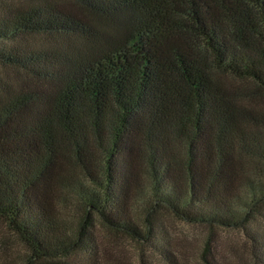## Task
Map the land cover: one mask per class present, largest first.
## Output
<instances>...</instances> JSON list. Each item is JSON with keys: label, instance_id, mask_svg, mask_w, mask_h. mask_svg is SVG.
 <instances>
[{"label": "trees", "instance_id": "16d2710c", "mask_svg": "<svg viewBox=\"0 0 264 264\" xmlns=\"http://www.w3.org/2000/svg\"><path fill=\"white\" fill-rule=\"evenodd\" d=\"M0 68L25 77L0 73V221L24 264H99L96 219L163 244L162 210L243 228L264 264V111L213 76L264 94V0H0Z\"/></svg>", "mask_w": 264, "mask_h": 264}, {"label": "rangeland", "instance_id": "374dc122", "mask_svg": "<svg viewBox=\"0 0 264 264\" xmlns=\"http://www.w3.org/2000/svg\"><path fill=\"white\" fill-rule=\"evenodd\" d=\"M55 1L67 3V0ZM45 41L38 37L27 39L31 45ZM0 73L12 82L25 80L20 73L2 68ZM213 76L237 97L239 104L264 111V94L252 81L220 72ZM251 173L264 184V170L252 169ZM158 213L165 236L163 244L139 243L125 234L112 233L96 219L91 232L99 250V264H205V260L210 264H254L251 241L243 228L189 223L166 210ZM247 229L257 231L264 240V202ZM84 252L74 251L70 258L79 262ZM24 254L25 249L15 234L0 221V264H24Z\"/></svg>", "mask_w": 264, "mask_h": 264}]
</instances>
